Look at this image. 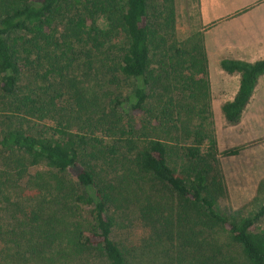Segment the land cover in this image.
<instances>
[{
  "label": "trees",
  "instance_id": "obj_1",
  "mask_svg": "<svg viewBox=\"0 0 264 264\" xmlns=\"http://www.w3.org/2000/svg\"><path fill=\"white\" fill-rule=\"evenodd\" d=\"M220 66L240 75L221 107L236 126L264 59ZM211 101L203 33L179 38L175 0H0V189L41 197L30 242L50 262L264 264V181L256 210L221 205L218 158L240 149L221 153ZM119 211L138 241L115 238Z\"/></svg>",
  "mask_w": 264,
  "mask_h": 264
},
{
  "label": "rangeland",
  "instance_id": "obj_2",
  "mask_svg": "<svg viewBox=\"0 0 264 264\" xmlns=\"http://www.w3.org/2000/svg\"><path fill=\"white\" fill-rule=\"evenodd\" d=\"M175 2L179 38L185 40L191 34L202 33L199 24L198 0H175ZM215 81L217 77L214 78ZM98 85L101 86L104 83L101 82ZM211 100L213 102L212 92ZM212 114L211 128L219 142L221 153L228 149H240L238 156L220 155L218 158L226 189V195L220 199L221 205L232 214L247 215L256 210L260 202L258 198L263 197L259 190L264 181V169L261 163L264 159V144L262 143L264 139L255 138L245 141L242 134L239 135L241 133L239 128L230 127L220 112L213 107ZM52 125L51 122H43L39 124V127L45 133L50 134L49 128ZM102 129L101 127L97 130L95 136L105 137L107 134ZM94 165L98 167L97 171H100L101 163ZM104 168L107 167L104 166ZM2 169L4 167L0 163V170ZM109 172L112 173L110 169ZM0 194H2L0 196V264H107L105 259L91 252H83L70 256L68 259L50 262V253L39 247L37 243L30 242L32 231L42 223L39 219L42 215L39 209L41 197L33 189L26 188L25 184L12 182L0 189ZM117 217L119 227L114 234L115 238L129 243L138 241L143 235L141 223L121 211L118 212ZM261 227L264 229V222H261ZM149 264L154 263L149 262Z\"/></svg>",
  "mask_w": 264,
  "mask_h": 264
},
{
  "label": "crops",
  "instance_id": "obj_3",
  "mask_svg": "<svg viewBox=\"0 0 264 264\" xmlns=\"http://www.w3.org/2000/svg\"><path fill=\"white\" fill-rule=\"evenodd\" d=\"M198 10L209 59L212 107L222 115V105L232 101L239 90L240 75L224 72L220 69L221 61L254 63L264 59V0H198ZM215 77L217 81L214 82ZM230 127L239 128V135L242 134L245 141L264 139V75L258 81L240 124ZM261 163L264 169V159Z\"/></svg>",
  "mask_w": 264,
  "mask_h": 264
}]
</instances>
